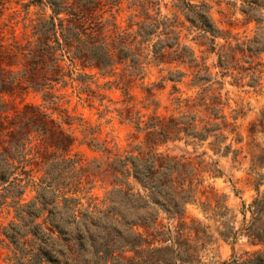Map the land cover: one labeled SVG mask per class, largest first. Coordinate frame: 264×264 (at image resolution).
Instances as JSON below:
<instances>
[{
    "label": "rangeland",
    "instance_id": "obj_1",
    "mask_svg": "<svg viewBox=\"0 0 264 264\" xmlns=\"http://www.w3.org/2000/svg\"><path fill=\"white\" fill-rule=\"evenodd\" d=\"M86 1H91L88 6L95 3L87 22L103 24L108 40L116 34L132 40L127 46L138 55L141 72L129 75L133 68L126 66V58L102 73L69 57L72 51L55 50L65 73L60 81H50L42 91L30 87L13 94L0 91L5 107L1 114L8 120L31 104L72 138L66 157L76 160L70 178L75 186L65 195L77 199L76 204L63 203L61 196L46 193L54 198L63 235L70 238L57 240L56 231L52 238L35 237L34 227L17 216L16 209L37 194L31 181L38 182L46 165H25L30 183L22 194L0 196V264H225L233 258L251 264L247 260L253 254H264V240L257 237L264 230V49L247 47L254 46V37L264 42V5L245 0ZM196 10L215 33L197 26ZM50 14L45 3L0 0V44L15 53L10 64L1 65L0 77L15 76L26 84L20 76L26 50L15 52L14 45L33 49L32 27ZM157 19L165 20L176 38L159 24L146 41L137 43L140 25ZM167 36L171 46L158 42ZM181 47L193 59L176 57ZM154 48H159L157 57ZM121 79L127 81L126 95L118 83ZM212 108L217 109L216 117ZM157 119L194 126L192 133H170L152 150L172 163L166 175L156 174L169 179L161 190L167 206L149 201L147 189L131 174L127 181L134 195L124 194L126 185L113 182L108 167L114 159L142 154L147 133L155 128L146 126ZM186 119L189 123L183 124ZM30 137L23 148L29 159L34 155L29 148L37 142L34 132ZM7 161L17 165L16 158ZM131 161L127 160L129 168ZM12 176L25 175L16 169ZM7 184L0 185V194ZM48 214L45 210L36 221ZM152 217L156 219H151V226L143 228V219ZM10 224L24 233L17 242L5 234ZM157 230L163 232L158 236L162 240L152 239L150 233ZM133 232L149 241H140L139 252L127 245L135 239ZM167 245L169 249L150 250Z\"/></svg>",
    "mask_w": 264,
    "mask_h": 264
},
{
    "label": "trees",
    "instance_id": "obj_2",
    "mask_svg": "<svg viewBox=\"0 0 264 264\" xmlns=\"http://www.w3.org/2000/svg\"><path fill=\"white\" fill-rule=\"evenodd\" d=\"M34 3H45L51 10V14L46 20H41L35 24L32 34L35 36V46L33 49L25 48L24 46L14 45L15 52L22 53L26 50L24 56V68L20 72L21 78H23L25 85L17 82L15 76H4L0 77V91H6L13 94L16 89H25L30 87L34 90L42 91L46 86H49L50 81H60L65 73H61L62 67L57 64L58 58L54 56L55 50H61L64 53L70 51L72 58H77L84 65L93 66L102 73H108L112 71L115 62H120L128 58V64L126 66L132 67L129 71L131 74H139L141 72L140 66H138L139 58L135 52H131L127 43L132 41L129 40L128 36L122 34H116L114 39L108 40L109 36L103 33L104 25L98 22H87V14L89 10L93 9L95 3L92 1L94 6H88L86 0H73V3L65 4V0H30ZM116 1V0H113ZM248 4L254 3V5H264L261 0H245ZM82 2V3H80ZM153 2V1H151ZM75 4V5H74ZM78 4H81L79 7ZM63 12L66 17L59 18L57 15ZM194 22L203 32L215 33V31L207 23L205 16L200 11H194ZM162 25V30L165 34L172 33L176 38L175 33L172 29H167V23L165 20H155L154 23L146 25H140L137 33L141 36V39L137 43H142L149 38L150 33L155 31L158 25ZM170 37H166L165 40H159L158 42H164L163 44H170ZM53 42L54 44H51ZM254 46L248 44L249 51H256L264 49V42L258 43L256 37L251 40ZM154 45V44H153ZM161 45H159L160 47ZM184 47H181V51H176V57L186 56L188 59L192 58V53L184 55ZM137 49V46H135ZM159 48H154L155 55ZM22 50V51H21ZM183 50V51H182ZM15 57V53L5 49L0 44V73H2L1 65L3 63L10 64ZM162 57V55L160 56ZM6 71L2 74L4 75ZM181 75V72H180ZM79 77H82L79 75ZM127 81L119 80L118 83L123 91V94H127ZM46 95V92H44ZM4 102L0 101V185L8 183L3 186L2 189L5 194H12L7 192H16L21 195L23 188L30 183L29 171L25 170L24 166L27 164H38L42 162L46 167L43 169V175L39 178L37 183H32L35 186L37 194L27 204L16 209L17 216L25 218L29 226H33L32 229L35 237H39V234H47L48 237H53L52 234L56 231L57 235L55 239L66 240L70 236L65 237L64 223L58 218L56 211L54 210L57 206L54 198L49 197L46 193H50V196H61V201L77 203V199L65 194L74 190L75 185L72 184L70 178L72 177V168L76 160L73 158L66 157L69 150L72 138L65 133L59 126L55 125V122L48 118L44 113L38 111L31 104H25L23 109L16 114V116L10 120L7 119L6 114H1L4 110ZM213 114L217 116V109L212 108ZM171 121V120H170ZM183 124H188V120L181 121ZM176 122H162L157 119L153 123H149L146 127L155 126V128L147 133L146 139V150L142 154L134 157H125L123 159H114L109 162L108 167L110 174L112 175V181L116 183H124L126 185L127 192L130 196L134 195L132 192L133 186L127 181V177L131 174L135 180H137L143 188L147 189V195L149 201H154L160 204L168 205L167 201L161 199V190L165 183L169 184V179L162 180L161 175L156 176L160 173L166 175L167 171H170L172 163L168 160L167 156H161L159 153L152 152L154 145L158 142L166 141L169 138L170 133L176 136L180 132H191L190 128L193 129V125L190 126H178ZM209 128H204V132H209ZM35 133L37 142L33 144L29 150H34V155L29 159L25 157L26 152H23V148L26 144L31 142V133ZM193 134L201 136L200 133L193 131ZM202 136L205 137L204 134ZM49 147H53V151L49 152ZM227 149V146H225ZM40 157V160H32L33 158ZM17 165H13L8 162V159H15ZM132 159L131 167H127V160ZM18 169L19 174L25 175L24 177H15L11 175ZM167 170V171H165ZM115 173H120L121 176H117ZM58 178V179H57ZM11 179V180H10ZM21 181H25L23 185ZM11 190V191H10ZM58 190V193L55 191ZM117 191H121L117 189ZM140 195L139 192L135 193ZM39 204V205H38ZM51 206V208L49 207ZM174 208V207H173ZM52 209L54 211H52ZM48 211V215L42 218V221H36L44 211ZM73 210V206H72ZM176 210V209H173ZM23 213V214H22ZM151 219L155 220L156 217L150 219H143L141 222L143 228H149L151 226ZM49 220V221H48ZM48 222V223H47ZM17 226L10 224L5 229L6 236L13 242L18 241V237L24 235V233L18 232ZM26 232V231H25ZM133 237L138 239L129 240L127 245L135 252H139L140 249L137 247L140 241L149 244V241L142 237V233L133 232ZM163 232L155 231L150 233L152 239L162 240L161 237ZM257 237L264 240V230L257 233ZM166 238V237H165ZM169 240V237H167ZM161 248H170L169 245L163 247H152L151 251H157ZM251 264H264V254H253L252 258L247 260ZM242 264L234 258L225 264Z\"/></svg>",
    "mask_w": 264,
    "mask_h": 264
}]
</instances>
